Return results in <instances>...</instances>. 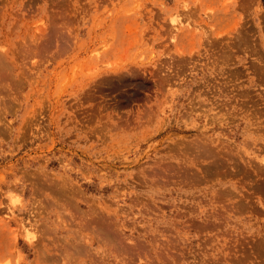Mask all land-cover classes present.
Instances as JSON below:
<instances>
[{
    "label": "rangeland",
    "instance_id": "374dc122",
    "mask_svg": "<svg viewBox=\"0 0 264 264\" xmlns=\"http://www.w3.org/2000/svg\"><path fill=\"white\" fill-rule=\"evenodd\" d=\"M0 264H264V0H0Z\"/></svg>",
    "mask_w": 264,
    "mask_h": 264
},
{
    "label": "bare ground",
    "instance_id": "6f19581e",
    "mask_svg": "<svg viewBox=\"0 0 264 264\" xmlns=\"http://www.w3.org/2000/svg\"><path fill=\"white\" fill-rule=\"evenodd\" d=\"M33 234V233H32ZM33 238V237H32ZM31 239V238H30Z\"/></svg>",
    "mask_w": 264,
    "mask_h": 264
}]
</instances>
